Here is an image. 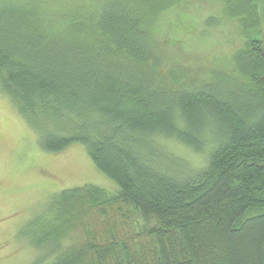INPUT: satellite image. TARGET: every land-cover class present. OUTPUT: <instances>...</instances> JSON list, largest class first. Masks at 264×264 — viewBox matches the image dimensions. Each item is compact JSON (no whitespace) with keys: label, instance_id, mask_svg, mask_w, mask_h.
Listing matches in <instances>:
<instances>
[{"label":"trees","instance_id":"trees-1","mask_svg":"<svg viewBox=\"0 0 264 264\" xmlns=\"http://www.w3.org/2000/svg\"><path fill=\"white\" fill-rule=\"evenodd\" d=\"M181 1L84 0L58 23L32 0H0V89L44 149L82 143L118 185L58 192L34 244L83 232L50 264H264V38L245 34L257 6H223L244 30L241 78L190 86L144 26ZM165 139L211 142L208 162L191 166Z\"/></svg>","mask_w":264,"mask_h":264},{"label":"rangeland","instance_id":"rangeland-1","mask_svg":"<svg viewBox=\"0 0 264 264\" xmlns=\"http://www.w3.org/2000/svg\"><path fill=\"white\" fill-rule=\"evenodd\" d=\"M32 1L39 3V9L47 13L46 18L60 23L84 0ZM97 1L85 0L91 9ZM225 1L182 0L149 16L144 24L162 62L167 68L179 70L180 82L195 86L215 81L220 75L241 78L235 71L234 52L245 41L244 30L238 17L224 14ZM253 1L258 25L245 34L264 38V0ZM209 125L206 118L205 127ZM207 135H212L210 130L205 132ZM38 137L9 94L0 89V264H50L62 247L80 238L82 226L57 239L58 244L37 246L32 240L37 226L57 212L59 191L84 184L110 191L118 189L116 181L94 164L82 143L48 151L40 145ZM164 145L193 167L208 162L212 147L207 142L201 151H195L178 139H165ZM92 213L85 210L82 221Z\"/></svg>","mask_w":264,"mask_h":264}]
</instances>
